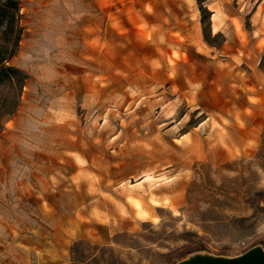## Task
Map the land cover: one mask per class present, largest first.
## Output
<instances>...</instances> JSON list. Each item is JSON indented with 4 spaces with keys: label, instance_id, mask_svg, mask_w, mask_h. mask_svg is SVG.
Returning <instances> with one entry per match:
<instances>
[{
    "label": "rangeland",
    "instance_id": "1",
    "mask_svg": "<svg viewBox=\"0 0 264 264\" xmlns=\"http://www.w3.org/2000/svg\"><path fill=\"white\" fill-rule=\"evenodd\" d=\"M13 1L0 264L264 252V0Z\"/></svg>",
    "mask_w": 264,
    "mask_h": 264
},
{
    "label": "water",
    "instance_id": "2",
    "mask_svg": "<svg viewBox=\"0 0 264 264\" xmlns=\"http://www.w3.org/2000/svg\"><path fill=\"white\" fill-rule=\"evenodd\" d=\"M181 264H264V252L261 249H255L236 259L198 260Z\"/></svg>",
    "mask_w": 264,
    "mask_h": 264
},
{
    "label": "trees",
    "instance_id": "3",
    "mask_svg": "<svg viewBox=\"0 0 264 264\" xmlns=\"http://www.w3.org/2000/svg\"><path fill=\"white\" fill-rule=\"evenodd\" d=\"M0 12H2L4 15V17H9L12 21L13 19H15V13L17 12V3L13 0H0ZM208 13L209 11L207 9H202V13H203V22L205 21V15L204 13ZM11 27V25H10ZM12 29V27H11ZM10 30V29H9ZM19 39V37H18ZM262 65L264 67V60L262 62ZM9 69H11V67H8Z\"/></svg>",
    "mask_w": 264,
    "mask_h": 264
}]
</instances>
